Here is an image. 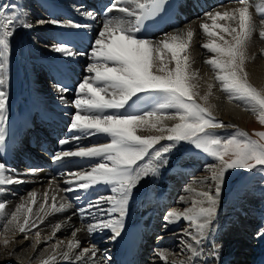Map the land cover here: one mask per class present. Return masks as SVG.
I'll return each instance as SVG.
<instances>
[{
  "label": "snow or ice",
  "instance_id": "snow-or-ice-1",
  "mask_svg": "<svg viewBox=\"0 0 264 264\" xmlns=\"http://www.w3.org/2000/svg\"><path fill=\"white\" fill-rule=\"evenodd\" d=\"M167 3L168 0H112L104 9L89 50L78 51L65 43L53 45V50L64 57L88 60L74 98L60 97L62 103L75 110L69 124L73 136L60 144L100 135L109 142L54 154V161L68 157L98 158L88 170L69 172L64 181L67 187L61 189L56 185L55 192L73 193L71 197L64 195L57 203L54 194L49 204V194L45 192L36 211V191L21 198L11 210L7 209V201L0 200V243L5 249L16 233L27 239L28 232L39 229L47 217L74 210L71 215L79 216L82 227L71 232L72 239L63 250L64 241L52 244V253L40 264H84L89 256L93 258L92 264H96V245L82 248L77 233L86 231L91 236L108 232L111 240L121 237L134 190L145 178L158 175L168 163V155L183 143L212 163L205 165L209 175L185 186L188 195L178 198L190 206L183 211L170 209L164 216L165 229L181 221L185 223L186 227L179 229L185 258L164 250L156 254L166 264H200L218 215L226 173L264 169V131L249 134L218 120L214 115L216 105L209 103L216 84L204 81L207 90L201 94L204 77L192 67L188 54L194 29L189 26L175 33H164L158 39L150 35L151 22L166 11ZM114 12L117 14L113 15ZM28 15L26 7L17 2L0 3V149L5 144L8 123L11 40L18 28L35 26ZM80 15L93 22L97 19L92 10H83ZM202 20L205 22L200 28L207 38L202 47L211 54L204 63L213 73L211 80L218 83L228 102L243 105L264 126V87L254 85L246 70L252 59L249 47L254 38L264 42V0H235L234 6L220 5L206 12ZM36 24L83 29L85 34L93 27L90 23L59 19L39 20ZM260 51L264 54V48ZM58 90L62 94L72 91L67 86H58ZM226 128L235 131L230 135L216 131ZM141 132L147 134H138ZM37 171L31 169L30 174ZM26 182L0 158V194L7 193L11 185ZM100 188L105 192H100ZM64 223H54L46 239L55 238ZM258 235L264 236V230ZM34 237L33 248L41 242L40 230L35 231ZM169 255L173 256L170 262ZM105 259L110 261L111 257Z\"/></svg>",
  "mask_w": 264,
  "mask_h": 264
},
{
  "label": "bare ground",
  "instance_id": "bare-ground-1",
  "mask_svg": "<svg viewBox=\"0 0 264 264\" xmlns=\"http://www.w3.org/2000/svg\"><path fill=\"white\" fill-rule=\"evenodd\" d=\"M184 1L186 3L181 5L177 22L170 26L164 33H175L180 30H185L189 26L194 29L195 35L188 49V54L192 61V67L198 69L201 76L204 77V80L201 81V94L207 90L204 81H210L216 84V87L213 88V96L209 100V103L216 105L214 115L217 119L227 124L239 125L247 129L245 125H249L251 122V124H254L255 119H250L247 116L248 111L244 109L243 105L235 101L228 102L226 94L220 90L218 83L211 80L213 73L210 66L204 63L211 54L202 47V44L206 42L207 38L203 35L200 24L205 22L202 20L204 14L218 6L212 2L204 9H201V7H196L198 0ZM227 1L229 2L224 5L225 7L235 5V0ZM2 2H17L23 7H26L29 13L28 20L35 25L32 28H18L11 40L12 51L9 66L8 118L14 114L21 113L23 110L33 109L34 105L30 100H33V97H35L36 101L41 103L56 120L57 125L53 129L46 130L56 131L60 137L68 135L71 138L73 133L69 131V124L72 116L66 119L62 116V113L73 115L75 110L62 103L60 97L61 95H65L68 100H71L74 98L75 91L62 94L55 83V77L57 74L71 77L76 81L77 85L85 75L84 67L88 63V60L86 57H77L75 59L64 57L53 50V45L65 43L78 51L89 50L90 46L86 44L87 42H92L99 30V24L103 18L104 1L0 0V3ZM173 2L174 0H168L167 5ZM100 6L101 9L99 8ZM83 10L94 11L97 16L96 21L93 22L81 16L80 12ZM115 14L117 13L114 12L113 15ZM49 19L72 20L81 24L90 23L93 27L85 34L83 29L60 28L50 24H36L39 20ZM207 22L210 23V21ZM221 23L224 22L221 21ZM163 34L153 38H162ZM261 48H264V42H260L258 37L254 38L253 43L249 47V56L252 59L246 65V70L249 72V79L257 87H264V54L261 53ZM49 70L50 73L46 76ZM28 102L29 104L26 108L21 110L20 108L23 104ZM168 123L171 124L173 122L168 121ZM138 134L147 133L141 132ZM107 142L109 141L102 135L91 136L82 138L80 140V146L90 147L96 143ZM186 146L187 144L182 143L175 148L168 155V163L159 170L158 175L150 176L142 180L131 197L125 229L127 228L131 215L135 216L136 221H144L147 225L150 221H153L152 228L148 230L150 237L154 231L162 229L159 236L162 235L161 237L164 240H161V242L157 243V241H153L149 237L150 241L148 242L147 247L149 248L147 252L150 249H154L151 251L152 255L143 257V260L147 262L146 264H166L156 254L157 251L164 250L168 253H173L171 251L173 246L166 245L165 243H168L166 240L170 242L173 239L175 241L171 233L178 231L177 237L179 238V229L186 227V225L181 221L179 224L169 226V228L165 229L164 216L170 209L183 211L185 207L190 206V204L186 205L179 202L178 198L181 195H188L184 192L185 186L194 180L206 177L203 175V173L205 174V165L212 163L205 155L198 156L197 154L188 152L185 148ZM97 160L98 158L68 157L54 168L55 172L46 171L42 167H35V161L33 159L31 161H25L22 165H16L11 168L15 170L21 179L27 182L9 186L7 193L0 194V200L7 201V209L11 210L20 202L21 198L26 197L31 191H36L38 194L37 206H34V211H36L39 203L42 202V197L45 192L49 194V204H51V196L54 194L56 195L57 203H59L62 196L68 195L71 197L74 194L55 192L56 185H59L61 189L67 187L64 181L69 178L67 175L69 172L88 170ZM66 161L69 164L64 167ZM64 168H66L65 171ZM184 168L187 171H183ZM31 169H38L39 171L35 174H30ZM60 172H63L64 176L59 175ZM199 173H202V175H199ZM226 176L228 178L227 173L225 179ZM223 184L222 189L225 186V183ZM100 192H105V189L100 188ZM159 197L161 198L159 199ZM242 197H244L242 203H239L233 209L231 220L226 222L223 228H215L216 231L214 229L212 230L213 232H211L208 241L204 245L205 256L201 258L200 264H263L261 257L264 254V236H258V233L264 230V194L244 193ZM221 199L222 195L220 194L219 200L221 201ZM73 202L75 203V201ZM221 210L222 207L218 209L216 218L218 221L224 217L222 215H225ZM72 211L74 210L47 217L45 222L40 224L39 229H32L28 232L27 239L24 238V234L16 233L13 242L7 249L0 243V264H40L43 259H46L52 253L51 245L56 243L57 240L64 241V245L61 246V250H63L67 241L72 239L71 232L75 228L82 227L79 216L71 215ZM69 216H71V219H68ZM60 221H65L61 231L52 240H47L46 237L51 235L52 225ZM37 230L41 232V242L33 248L34 233ZM255 233L256 235L253 236ZM110 235V233L105 232L103 234L89 236L86 231H80L77 233L76 239L81 240L82 248L91 247L93 244L96 245L98 249L97 255L94 258L96 264H114L113 255L110 253H112L115 245L114 240L109 239ZM241 240L245 244L241 243ZM159 244L161 248H159ZM250 246L253 247V250ZM9 252L12 255H8ZM109 256L111 257L110 261L105 259V257ZM239 257L242 258V262L240 263L237 261ZM92 259L90 256L85 257L84 264H92ZM171 259H173V256L169 255L168 261L170 262Z\"/></svg>",
  "mask_w": 264,
  "mask_h": 264
},
{
  "label": "rangeland",
  "instance_id": "rangeland-1",
  "mask_svg": "<svg viewBox=\"0 0 264 264\" xmlns=\"http://www.w3.org/2000/svg\"><path fill=\"white\" fill-rule=\"evenodd\" d=\"M250 113L251 112L248 111L247 116L250 117V119H252V118L255 119L254 124H251L252 123L251 122L249 125H245L247 127V129L238 125L239 128L247 131L249 134H253L256 131H264V126L259 124L256 120V117L254 115H252V113L251 114ZM220 121H222V120H220ZM225 124L227 125V123H225ZM232 129L233 128L217 129L216 131L220 135H230L228 131L229 130L231 131ZM253 138L256 139L257 137L253 136ZM187 151L194 152V153H200L199 151L193 150L189 145H187ZM200 154H202V153H200ZM262 170L264 171V169L257 170V173H253L251 175H249V174L247 175V173L249 171L242 170V169L230 170L227 172L228 178L226 176V179L224 181L225 186H224V189H222V191H221L222 199L219 202V207H218V209H220L221 207H224V209H222L221 212L225 213V215H222L224 217H222L223 219L221 218L220 220H225V221L222 222L219 220L220 224H215L216 225L215 228H220L229 219V215H230L229 220H231V217L233 216V211H234L233 209L239 203H242V201L244 199V197H242V196L244 193L256 194V195H263L264 194V172ZM203 172H204V168H203ZM202 173L201 174L199 173V175H202ZM203 175L208 176L209 174L206 173V171H205V174L203 173ZM244 175H245V177H244ZM239 184H240V186L237 187ZM223 203H224V205H223ZM226 213L228 214V217H227ZM215 223H217V222H215ZM212 230H213V228H212ZM214 231H216V230L214 229ZM174 232L176 234H173ZM174 232L171 234L173 235L175 241H173V239H172L169 242L170 243L169 245L173 246L172 247L173 249L171 251L176 254V257L181 258V256H182V258H185L186 254L181 252L182 245L180 243V239L177 237L178 231H174ZM248 234L252 235L251 233H248ZM253 236H255V235L253 234ZM162 239H163L162 237L159 238V241ZM241 243L245 244L244 241H242ZM251 249L253 250V247H251ZM242 254H245V253H242ZM240 261L241 260H239V262Z\"/></svg>",
  "mask_w": 264,
  "mask_h": 264
}]
</instances>
